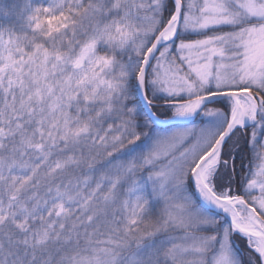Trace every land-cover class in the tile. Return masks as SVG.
Here are the masks:
<instances>
[{
    "label": "snow or ice",
    "instance_id": "6c2138e0",
    "mask_svg": "<svg viewBox=\"0 0 264 264\" xmlns=\"http://www.w3.org/2000/svg\"><path fill=\"white\" fill-rule=\"evenodd\" d=\"M0 264H264V0H26L0 28Z\"/></svg>",
    "mask_w": 264,
    "mask_h": 264
},
{
    "label": "trees",
    "instance_id": "16d2710c",
    "mask_svg": "<svg viewBox=\"0 0 264 264\" xmlns=\"http://www.w3.org/2000/svg\"><path fill=\"white\" fill-rule=\"evenodd\" d=\"M25 2L26 0H0V28L17 27L19 25ZM160 116L166 117L162 112L160 113ZM202 118V116H197L192 123H195ZM234 156L238 171L240 170L241 161H243L245 165L243 172H246L249 156L248 151L237 150L234 152ZM239 245L244 251L245 241L243 239L239 240Z\"/></svg>",
    "mask_w": 264,
    "mask_h": 264
},
{
    "label": "rangeland",
    "instance_id": "374dc122",
    "mask_svg": "<svg viewBox=\"0 0 264 264\" xmlns=\"http://www.w3.org/2000/svg\"><path fill=\"white\" fill-rule=\"evenodd\" d=\"M203 123H204V118H202L201 120H199V121H197V122H195V123L188 124V125H186V126H188V127H194V128H196V129H199L200 127H202ZM177 127H184V125L169 126V127L161 128V129H162V130H170V129H174V128H177ZM239 240H242V239L239 238V239H235V240H234V244H235V246H236L237 248L240 247V245H239ZM240 250L243 252V250L241 249V247H240Z\"/></svg>",
    "mask_w": 264,
    "mask_h": 264
},
{
    "label": "water",
    "instance_id": "95a60500",
    "mask_svg": "<svg viewBox=\"0 0 264 264\" xmlns=\"http://www.w3.org/2000/svg\"><path fill=\"white\" fill-rule=\"evenodd\" d=\"M217 99H219V98H217ZM196 117H193L191 122ZM160 124H161V128H166V127L173 126V125H182V124L177 123L176 121H169V120L166 119V117H161V116H160Z\"/></svg>",
    "mask_w": 264,
    "mask_h": 264
}]
</instances>
